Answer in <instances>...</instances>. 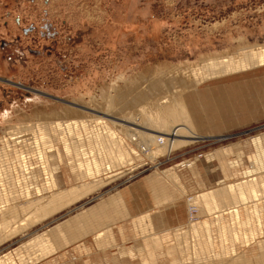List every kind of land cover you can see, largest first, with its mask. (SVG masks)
<instances>
[{
  "label": "rangeland",
  "instance_id": "374dc122",
  "mask_svg": "<svg viewBox=\"0 0 264 264\" xmlns=\"http://www.w3.org/2000/svg\"><path fill=\"white\" fill-rule=\"evenodd\" d=\"M255 46H264V0H0V148L6 139L11 143L6 128L28 127L40 123L38 113L51 117L70 107L84 121L101 120L119 131L109 118V99L115 108L126 104L128 110L142 92L147 100L171 95L174 87L180 90L177 83L193 78L192 70L199 77L208 74L203 70L212 58H231ZM230 72L210 73V80L195 89L185 83L184 115L177 106L174 114L177 122L186 117L198 138L156 156L159 167L142 166L155 160L146 156L153 145L139 109L133 108L138 115L129 122L132 144L125 139L124 145L136 151L133 158L103 173L114 176L67 207L32 219L2 239L0 259L8 257L11 264H178L175 237L204 219V210L189 204L191 198L232 187L247 175L264 182V67ZM230 91L235 118L223 115L217 131L203 135L200 131L214 127L219 94L229 102ZM55 145L63 186L76 184L68 167L73 156L64 157ZM102 233H112L113 245L94 243ZM44 234L49 248L40 252L32 242ZM240 245L238 251L245 248ZM253 245L246 256L256 252Z\"/></svg>",
  "mask_w": 264,
  "mask_h": 264
},
{
  "label": "bare ground",
  "instance_id": "6f19581e",
  "mask_svg": "<svg viewBox=\"0 0 264 264\" xmlns=\"http://www.w3.org/2000/svg\"><path fill=\"white\" fill-rule=\"evenodd\" d=\"M228 56L212 58L209 67L203 70V73L208 74L202 77L192 70L193 78L185 83L195 89L210 80V73L225 76L231 74V69L264 67V46L249 47L245 52H237L231 58ZM185 83H177L176 87L180 90L174 87L173 94L167 93L155 99L147 100L148 94L143 92L138 94L133 104L139 109L136 111L142 113L139 115L134 114L133 106L128 110L124 109L126 104L115 108L109 99L113 110V117L109 118L112 125L120 128L119 131L112 130L101 120L96 123L84 121V116L79 117L81 112L74 107L53 112L51 117L57 121L49 120L52 119L50 115L38 113L36 119L40 123L6 128L12 145L6 139L0 148V241L26 227L32 219L45 217L67 207L93 186L112 178L114 174L107 177L102 174L115 172L116 168L120 169L136 154V151L124 146L125 139L132 144L133 133L132 128L129 129V122L135 115L141 116L139 119L144 125V132L149 135L148 141L153 145L147 148L149 160L196 140L198 133L193 124L186 117L184 122H177L174 114V107L177 106L184 115L180 97L187 90V87H183ZM156 84L160 85L159 82ZM145 99L146 103L142 104ZM99 109L101 111V107ZM64 119L71 120L62 121ZM121 135L125 138L122 139ZM56 143L61 146L64 157L73 156L74 165L72 161L68 167L77 180L74 185L63 186L62 174L57 170L62 160ZM162 174L169 173L165 171ZM232 187L212 189L190 199L192 207L204 210V219L187 225L175 237L178 264H264V194L261 191L264 182L259 184L256 178L247 175L234 182ZM179 188L180 191L184 189L182 185ZM234 199L237 203H232ZM212 224L216 227L215 231L211 228ZM249 228H255L260 237L249 233ZM113 242L112 233H102L94 238V243L103 248L113 245ZM32 243L36 244L40 252L49 248L46 234ZM254 243L256 252L246 256L245 249ZM236 244L245 248L238 251ZM7 259H0V264H11Z\"/></svg>",
  "mask_w": 264,
  "mask_h": 264
},
{
  "label": "crops",
  "instance_id": "0c3cea01",
  "mask_svg": "<svg viewBox=\"0 0 264 264\" xmlns=\"http://www.w3.org/2000/svg\"><path fill=\"white\" fill-rule=\"evenodd\" d=\"M231 92V91H230ZM232 93V92H231ZM230 93V99H228L229 100V102H227V101H223L222 102V97L223 98H226V96H222L221 94H219V96L221 97V98H219L218 99V102L215 104V108L218 106V112H216V114H215V116L212 118V122H211V124L214 126L213 127V129L212 130H210L209 132L208 131H200L203 135L204 134H211V133H214V132H216L217 131V128H218V126H217V123H219V124H223V122L221 121V119H223L222 118V116L223 115H227L228 117H233V118H235V116H236V113L233 111V109H231V106L233 105L232 104V102H234V98H235V94H231ZM213 94L214 95H217V92L216 91H214L213 92ZM191 99V98H190ZM196 101H195V99H191V101H190V105L192 106V110H193V112L195 113V115L197 116V104L195 103ZM199 102V101H198ZM218 117V121H215V120H213L214 118H217ZM224 129V128H223ZM206 132V133H205Z\"/></svg>",
  "mask_w": 264,
  "mask_h": 264
},
{
  "label": "built area",
  "instance_id": "2783aa9c",
  "mask_svg": "<svg viewBox=\"0 0 264 264\" xmlns=\"http://www.w3.org/2000/svg\"><path fill=\"white\" fill-rule=\"evenodd\" d=\"M158 142H161L160 139L157 140ZM153 164L154 165H157L158 167L162 164V162H160L158 160V158H155V160L153 161V163H150L149 161H144V164L142 166H148V168H150V166L153 167Z\"/></svg>",
  "mask_w": 264,
  "mask_h": 264
}]
</instances>
